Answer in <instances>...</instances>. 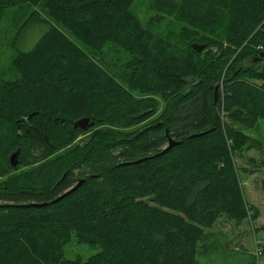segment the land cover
<instances>
[{"label": "trees", "instance_id": "1", "mask_svg": "<svg viewBox=\"0 0 264 264\" xmlns=\"http://www.w3.org/2000/svg\"><path fill=\"white\" fill-rule=\"evenodd\" d=\"M134 1L0 0V23L25 5L45 17L24 24L46 27L0 80V264H199L218 220L257 217L234 157L260 145L246 131L264 121V0H165L177 42ZM107 44L128 56L120 78L97 56ZM81 117L95 125L74 142ZM72 235L100 250L65 258Z\"/></svg>", "mask_w": 264, "mask_h": 264}, {"label": "rangeland", "instance_id": "2", "mask_svg": "<svg viewBox=\"0 0 264 264\" xmlns=\"http://www.w3.org/2000/svg\"><path fill=\"white\" fill-rule=\"evenodd\" d=\"M169 4L165 0H135L131 10L142 25L164 39L177 42V35L184 22L170 11ZM33 10L39 11L38 8L28 9L25 5L17 6L4 14L1 20L0 80L18 78L19 73L12 66L13 58L17 52L31 49L46 29L45 23L36 18L24 24ZM40 14L38 18L44 19L43 13ZM206 49L216 51L214 44L206 45L203 50ZM97 56L103 58L106 68L110 72L113 70L117 77L123 72L122 66L128 57L119 48L108 44L102 47ZM257 58L259 61L264 60L259 59L260 57L255 59ZM153 118L154 116L147 117L134 128L145 127ZM91 129L78 135L74 142H82L91 133ZM246 132L253 139H257L260 145L244 152L240 157L235 156L234 163L244 198L248 205L257 208L258 215L239 226L223 218L218 220L210 229L208 238L209 244H214L216 249L209 254L198 256L199 264H264V121H260L256 128ZM24 168L26 165H20L16 171ZM99 250L98 246L78 243L72 235L70 241L63 246V255L67 259L80 257L85 260Z\"/></svg>", "mask_w": 264, "mask_h": 264}, {"label": "water", "instance_id": "3", "mask_svg": "<svg viewBox=\"0 0 264 264\" xmlns=\"http://www.w3.org/2000/svg\"><path fill=\"white\" fill-rule=\"evenodd\" d=\"M206 47V44H197V43H192L191 44V48L197 52H201L204 48ZM257 57L264 58V53H260L258 54ZM257 59H255V61H257ZM254 61V62H255ZM216 90H217V86L214 87V97L216 96ZM95 125V121L93 118H89V117H81L77 120H75L72 123V128L73 129H79L82 132H86L89 129H91L92 127H94ZM194 136V135H193ZM177 142L171 138H168V145L165 147V150L172 147L173 145H175ZM16 152L11 154L9 160L10 163L13 167L17 166V161H15L16 158ZM135 162H139V161H135ZM83 182V179H79L72 187L68 188L66 191H64L60 196H58L57 198H55L53 201H51V203L58 201L60 198H62L63 196L67 195L68 193L76 190ZM47 203H41V205H45Z\"/></svg>", "mask_w": 264, "mask_h": 264}]
</instances>
